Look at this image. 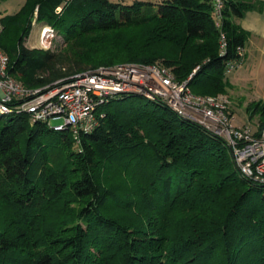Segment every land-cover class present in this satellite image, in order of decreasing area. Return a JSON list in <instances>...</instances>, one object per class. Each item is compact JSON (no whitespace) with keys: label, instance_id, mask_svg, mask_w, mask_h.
<instances>
[{"label":"trees","instance_id":"obj_1","mask_svg":"<svg viewBox=\"0 0 264 264\" xmlns=\"http://www.w3.org/2000/svg\"><path fill=\"white\" fill-rule=\"evenodd\" d=\"M222 2L217 25L212 0H25L0 16V49L7 73L29 89L121 61L163 64L178 81L193 73V93L216 95L227 63L244 57L236 19L262 7ZM33 18L55 28L64 56L24 44ZM141 26L158 44L99 55L97 39L87 40ZM247 110L259 131L264 99ZM99 111L77 139L26 111L0 112V264H264V183L241 176L222 138L137 94ZM113 172L123 187L109 184Z\"/></svg>","mask_w":264,"mask_h":264},{"label":"built area","instance_id":"obj_2","mask_svg":"<svg viewBox=\"0 0 264 264\" xmlns=\"http://www.w3.org/2000/svg\"><path fill=\"white\" fill-rule=\"evenodd\" d=\"M212 6L216 24L219 25L223 2L212 0ZM48 31L52 33L48 25L41 30L40 44L43 47L50 41ZM223 47L222 41L221 48ZM241 53L244 54L243 50ZM240 64L228 62L225 75ZM6 67L7 56L0 49L2 113L26 111L32 120H42L49 125L50 118H62V123L51 125L52 128H68L77 139L80 131L88 132L96 127L99 118L104 116L99 108L110 99L125 94L157 99L180 117L222 138L229 146L241 176L253 182L264 183V126L258 131V123L254 129L249 123L237 122L229 107L231 101L226 95L193 93L188 85L193 73L187 79L178 81L172 70L163 64L124 62L78 72L59 79L51 87L29 89L10 76ZM11 100L18 103L10 106L8 102Z\"/></svg>","mask_w":264,"mask_h":264},{"label":"rangeland","instance_id":"obj_3","mask_svg":"<svg viewBox=\"0 0 264 264\" xmlns=\"http://www.w3.org/2000/svg\"><path fill=\"white\" fill-rule=\"evenodd\" d=\"M114 2H122L124 4H130L133 0H110ZM153 2H158L160 0H151ZM25 2V0H0V15L3 14H12L15 13ZM48 25L52 33L48 31L51 36L49 37L50 41L46 43V46L43 47L40 44L41 30L42 28ZM45 36V35H44ZM96 40L95 46L99 55L107 53L108 51H113L114 49L122 48V49H142L148 43L153 42V45H156L155 37L149 32L148 27H134L123 29L120 31H115L107 34L99 35L98 37H94L90 40V42H94ZM24 44L29 48H39V49H51L58 54H62L63 56L66 54L67 46L64 43L62 37L57 33L55 28L49 24L43 22L35 21V18L31 21L30 32L28 36L24 38ZM94 44V43H93ZM113 45H117V47H112ZM262 49L264 53V43H262ZM159 46V45H157ZM123 50H121L122 52ZM130 51V50H125ZM118 53L108 56H120L123 53L116 51ZM244 53V51H243ZM259 51L255 50H246V55H244L241 64L232 70L229 74L226 75L227 86L225 93H219L216 95H226L231 101L229 107L231 111L235 115V119L239 123H249L254 129L256 124L259 122L258 114L254 116L252 119L248 117L249 111L247 108L251 106L254 102L260 101L264 99V55H262ZM107 56V57H108ZM125 57H129V53L125 54ZM124 63L119 61L118 63ZM113 64V65H115ZM78 73V72H76ZM73 73V74H76ZM72 74V75H73ZM71 75V76H72ZM70 77V76H68ZM67 78V77H66ZM237 79V80H236ZM234 80H236L234 82ZM58 80L53 81L52 86ZM231 81V82H230ZM233 81V82H232ZM232 83V84H231ZM249 93L257 96L258 99L256 101H247V97H249ZM139 100H143L139 97ZM112 105V104H111ZM111 105L105 106L106 108H111ZM50 124H59L62 123V118H50ZM110 185L121 186L123 187L126 184L124 176L121 174H117L113 172L110 175ZM116 216L121 217L125 222L129 223L131 214L121 210L116 209L112 212ZM134 219V218H133ZM246 258H244L245 260Z\"/></svg>","mask_w":264,"mask_h":264},{"label":"crops","instance_id":"obj_4","mask_svg":"<svg viewBox=\"0 0 264 264\" xmlns=\"http://www.w3.org/2000/svg\"><path fill=\"white\" fill-rule=\"evenodd\" d=\"M260 1L262 2V7L260 9L248 10L244 13L243 17L236 19V22L247 32V40L243 47L244 55H246V50L249 51V49L259 51L260 53L263 52L262 43H264V0ZM262 55H264V53H262ZM236 80H234V82ZM257 99V96L249 93V97H247L246 102L252 100L256 101Z\"/></svg>","mask_w":264,"mask_h":264}]
</instances>
